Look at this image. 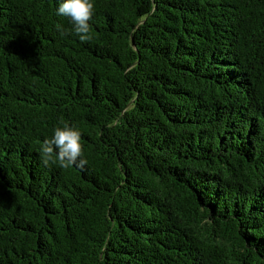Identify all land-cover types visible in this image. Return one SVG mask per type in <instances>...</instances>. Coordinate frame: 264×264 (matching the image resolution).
Masks as SVG:
<instances>
[{"label":"trees","instance_id":"obj_1","mask_svg":"<svg viewBox=\"0 0 264 264\" xmlns=\"http://www.w3.org/2000/svg\"><path fill=\"white\" fill-rule=\"evenodd\" d=\"M61 2L0 0V264H264V0Z\"/></svg>","mask_w":264,"mask_h":264},{"label":"clouds","instance_id":"obj_2","mask_svg":"<svg viewBox=\"0 0 264 264\" xmlns=\"http://www.w3.org/2000/svg\"><path fill=\"white\" fill-rule=\"evenodd\" d=\"M94 14V4L92 0H62L56 9V15L69 18L72 29L67 30L62 25L57 24L56 29L63 37L70 31L82 43L91 41V25L89 21ZM62 127L54 129L50 139H45L40 146L41 161L45 166L58 164L62 169L77 167L83 170L88 161L83 158V146L81 144V133L69 123L61 121Z\"/></svg>","mask_w":264,"mask_h":264}]
</instances>
